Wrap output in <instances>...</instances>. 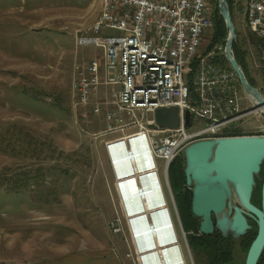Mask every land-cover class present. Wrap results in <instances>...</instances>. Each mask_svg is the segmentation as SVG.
Here are the masks:
<instances>
[{"label": "rangeland", "instance_id": "obj_1", "mask_svg": "<svg viewBox=\"0 0 264 264\" xmlns=\"http://www.w3.org/2000/svg\"><path fill=\"white\" fill-rule=\"evenodd\" d=\"M99 11L100 0H0V238H21L25 233L29 238H75L72 250L85 254L96 250L91 243L95 238L118 245L120 251H112L122 253V264H131L124 256L130 243L122 240L127 238L125 225L119 236L108 227L123 212L98 135L104 130L103 115L73 108L70 92L73 65L100 56L93 46L75 48L73 34L90 26ZM231 15L248 77L264 97V63L256 37L240 22L241 13ZM217 49L223 55V47ZM239 94L250 109L253 101L240 85ZM151 119V113L145 114L143 122ZM201 126V121H193V129ZM262 127L264 121L252 113L220 134H263ZM162 163L157 160L161 180ZM165 195L180 237L166 189ZM190 235L184 231L189 251L180 237L187 264L188 252L193 264H205V256L189 247ZM234 256L241 262L228 264L243 263L241 253L235 251Z\"/></svg>", "mask_w": 264, "mask_h": 264}, {"label": "built area", "instance_id": "obj_2", "mask_svg": "<svg viewBox=\"0 0 264 264\" xmlns=\"http://www.w3.org/2000/svg\"><path fill=\"white\" fill-rule=\"evenodd\" d=\"M212 3L213 0H104V9L99 14L98 22L83 32L73 34L75 48L93 46L100 50V56L82 64H74V77L70 86L73 108L86 110L93 115L104 114V130L101 132L111 140L107 142L108 146L114 143L123 144L124 147L125 143L138 140L147 151L146 170L138 172V175L150 176L155 188V199L158 200L156 213H166L163 214V220L168 221L173 236V245H163L159 254L151 253L156 256L158 264L165 263L161 252L172 248L175 250V264L187 262L180 241L182 236L184 243L185 237L183 234L179 237L169 216L163 192L159 191V171L150 160L163 162L162 182L168 184V166L186 146L220 137L221 128L249 114L254 113L261 119L259 112L252 111L253 105L250 109L243 106L235 73L213 62L215 51L198 59L189 82L186 81L189 66L199 57L202 41L211 32L209 13ZM240 13V22L253 36L264 42V0H244ZM184 85H191L192 102H185L182 98ZM191 105H198V114H191ZM169 107H176L179 111L178 127H157L153 121L154 111ZM186 111L190 120L201 121L202 126L193 129L192 123L191 128L187 129L184 121ZM148 113L152 114V119L144 123V115ZM260 131L264 132V128ZM109 152L107 149L110 157L112 154ZM114 165L113 158L110 167L114 168ZM122 172V181H130L133 185L132 203L144 194L143 187L140 186V178L131 175L132 170ZM124 187L115 184L123 215H116L108 227L113 235L119 236L124 234L125 225L127 238L122 240L128 244L129 239L130 243L124 256L131 264H139L140 254L130 238L126 217L127 199L121 195ZM148 192L152 193L151 190ZM169 194L171 199V191ZM172 207L174 212L173 204ZM138 211L143 212L142 209ZM151 211L148 215H151ZM174 216L178 225V217ZM140 219L144 227L142 237H145V231V238L151 242L145 228L152 231V224L145 215ZM165 234L169 237V231ZM158 256L161 258L158 259Z\"/></svg>", "mask_w": 264, "mask_h": 264}, {"label": "water", "instance_id": "obj_3", "mask_svg": "<svg viewBox=\"0 0 264 264\" xmlns=\"http://www.w3.org/2000/svg\"><path fill=\"white\" fill-rule=\"evenodd\" d=\"M217 10L227 29L223 57L235 73L242 91L253 101L252 111L259 112L264 121V97L249 84L232 53L235 32L226 0H217ZM235 12H241V2H236ZM178 114L176 107L159 108L154 111L153 118L159 128L176 129ZM189 120L186 111V125ZM182 153L186 185L192 187L191 213L200 219L199 233L208 235L212 232L211 215L218 218L216 227L223 234L228 227L237 234L242 233L244 228H248L243 216L246 213L256 220L258 229L244 264H256L264 248V182L261 210L251 205L250 198L255 185L254 177L264 161V134L200 140L186 146ZM233 202H238L241 209L234 207L235 213L230 221V204Z\"/></svg>", "mask_w": 264, "mask_h": 264}, {"label": "bare ground", "instance_id": "obj_4", "mask_svg": "<svg viewBox=\"0 0 264 264\" xmlns=\"http://www.w3.org/2000/svg\"><path fill=\"white\" fill-rule=\"evenodd\" d=\"M103 9H104V0H100L99 14H102ZM98 18H99V15L96 18V20L90 26L80 30V32H83V30L91 28L95 22H98ZM212 28H213V23H212V19H211V13H209V29L212 30ZM73 77H74V65H73ZM72 80H73V78H72ZM191 93H192L191 85H184L182 87V98L185 102H192V97L190 95ZM191 114H198V105H191ZM91 115H93V114H91ZM99 115H103V118H104V114H99ZM154 124H155V122H154ZM222 129L223 128H221V130ZM98 135H99V137L103 138L102 144H103L104 150L106 151V154L108 156L109 165H110V161H113V158H114V162H115L114 168L110 167L112 174H113V183L114 184H121V185L125 186L124 192H122L121 195L123 194L125 196V200L127 199L126 204L128 206V210H127V216L126 217H127V222L129 224V228H130V238L133 240L134 245H136L135 246L136 251L140 254L139 255L140 260L138 259L139 264H158L156 256L154 254L151 255V253L152 252L158 253L160 249L164 248V247H162L163 245L167 244L166 245V247H167L169 244H172L173 243V236H172V231H171V228L168 224V221L163 220V218H164L163 214H166V213L165 212L164 213H158V214L156 213V211H158V210H155V206H157L158 200L155 199V194H154L155 188H154V185H152L153 182L150 179V176H144V174H143V175H140L141 176L140 177L138 175V172L146 170L147 161H148L147 151L143 145L139 144L138 140L125 143L124 147L122 146L123 144H114V143L112 145L108 146L107 142H111V140L102 132H99ZM107 149H109L110 150L109 153L112 154L110 157L107 153ZM125 155H127L126 158H125ZM127 157H128V159H127ZM150 162H152L154 164V166H157L156 169L159 171L157 161L150 160ZM124 166H126V168H124ZM162 167H163V163H162ZM122 170H126L127 172H129V171L131 172V170H132L133 172H131V175L134 177L136 176L137 179L140 178L139 179L140 186L143 187L142 193H144V194L142 196H139L138 200L134 199L132 201V203H130V200H132L134 198L133 193H132L133 185L129 183L130 181H127L126 183L122 181V180H124V178H120L123 175ZM120 172L122 175L120 174ZM130 178H131V176L129 177V179ZM125 179H128V177ZM159 179H160L159 185H160V189H161L159 191L163 192L162 194H163V198H164V203L168 207V212H169V216H170L171 210L169 208V204H168V201H167V198L165 195V189H166L168 191V195H169V199H170L169 192L171 191V188L169 185L168 175H167L168 184L165 182H162L161 178H159ZM113 187L115 188V185H113ZM150 190L152 193L148 192ZM116 194H117V192H116ZM118 196H119V194H118ZM122 198H123V196H122ZM172 200H173V202H171V204H173V206H174V214L178 217V220H179L178 226L181 227V229H180L181 235L182 234L184 235V229L182 228V224H181V221H180L177 209H176L175 201H174V198L171 196L170 201H172ZM141 209L143 212L138 211ZM151 209H152L151 215H148L150 213L149 211ZM143 215L147 216L148 221H150L152 224V229H153L152 231L148 227L145 228L147 233H148V236L152 240L151 242H150L149 238H145L146 237L145 231H144L145 237H142V229L144 230V227H143V224H142L140 218ZM171 217H172V215H171ZM172 220H173V218H172ZM173 223H174V220H173ZM174 225H175V223H174ZM146 226L147 225L145 224V227ZM175 228H176V226H175ZM168 231H169V237H167L165 234ZM173 231H174V229H173ZM164 236H166V237L164 238ZM183 239L186 242V239L185 238H183ZM183 246L185 249H187L189 251V248L187 245H183ZM174 253H175V250L173 248L169 249L167 251H162L161 254L163 255V258L165 260V263H163V264H175V262H177V261H174ZM188 256H189L190 263L193 264V260H192L190 252H188ZM151 257H152V259H151ZM160 258L161 257L158 256V259H160Z\"/></svg>", "mask_w": 264, "mask_h": 264}, {"label": "trees", "instance_id": "obj_5", "mask_svg": "<svg viewBox=\"0 0 264 264\" xmlns=\"http://www.w3.org/2000/svg\"><path fill=\"white\" fill-rule=\"evenodd\" d=\"M216 2L217 0H213L211 7V19L213 23L212 33L209 36L207 45L204 47L202 52L199 53V57L195 58L191 63V65L189 66L188 72L186 74L187 83L189 82L190 77L192 76V73L197 65L198 59L205 56L207 53L211 51L216 52L215 57L213 59L214 63L224 68L230 69L222 53L218 52L219 50L217 49L218 47H224L227 38V29L225 28L224 22L218 13ZM226 2L231 15L232 11H235L236 9V7L234 6L235 0H226ZM231 20H233L232 15H231ZM256 40L261 58L263 59L262 62L264 63V42L257 38ZM232 53L237 63L243 69V72L245 73L248 82L250 83L251 86L254 87V82L252 81V79L248 77L245 52L241 51L236 41H234L232 44ZM190 95L191 97L193 96L192 93ZM192 123L193 120L191 118L190 123L186 126V128L190 129ZM233 136H237V135L224 134L221 135L220 137H233ZM183 167H184V157L181 152L180 155L176 157L169 165L168 180L176 204V209L182 224V228L184 229V231L192 233V235L188 236L187 239L189 247L191 249L197 250L200 254L205 256V260H206L205 264H228L231 258H230V254L227 251L224 250L221 251L219 249H216L211 239L206 238V236H199L198 233L199 219L194 217L191 213V206H190L191 194L189 191H187V188L185 186Z\"/></svg>", "mask_w": 264, "mask_h": 264}, {"label": "crops", "instance_id": "obj_6", "mask_svg": "<svg viewBox=\"0 0 264 264\" xmlns=\"http://www.w3.org/2000/svg\"><path fill=\"white\" fill-rule=\"evenodd\" d=\"M4 226V225H3ZM40 228L35 226L34 231ZM26 231V230H25ZM38 237H39V233ZM41 236V235H40ZM96 250L80 253L73 251L75 238H0V264H122L118 245H107L95 238L91 240ZM120 251V250H119ZM98 255L91 259L90 255Z\"/></svg>", "mask_w": 264, "mask_h": 264}, {"label": "flooded vegetation", "instance_id": "obj_7", "mask_svg": "<svg viewBox=\"0 0 264 264\" xmlns=\"http://www.w3.org/2000/svg\"><path fill=\"white\" fill-rule=\"evenodd\" d=\"M182 155H183V153H182ZM184 168H185V161H184V167H183V175H184ZM184 181H185V186L187 188V191L190 192L191 198H192V187L186 185L185 175H184ZM254 181H255V185L253 187L252 195L250 198V203L255 208L261 210V208H262L261 207L262 185L264 182V161H262L258 175L254 177ZM190 206H191V202H190ZM226 207H228V202L226 203ZM234 207L241 209V206L238 204V202H233L230 204V208H231V213L229 215L230 221H232L233 215L235 213ZM243 216L246 220V224L248 225V228H244L242 233L237 234V233H235V231H232L228 227L227 230H225V234H223L221 232V230H219L216 227L218 218L214 215H211V221H212V225H213L212 226L213 227L212 232L208 235H201L199 233V236H206V238L211 239L212 243L214 244V247L216 249H219L221 251H223V250L227 251L230 254V258H231L229 263L230 262L233 263L234 260L241 262L240 259L235 258V256H234L235 251H237L238 253H241L243 255V257L246 258L247 251H248L252 241L257 236L258 227L256 224V220L254 218H251L246 213H243ZM199 223H200V219H199ZM230 223L232 224V222H230ZM263 259H264V248H263L256 264H259V263L263 264L264 263ZM244 263H245V259L243 260V263H241V264H244Z\"/></svg>", "mask_w": 264, "mask_h": 264}]
</instances>
